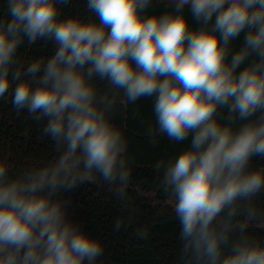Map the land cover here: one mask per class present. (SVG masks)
Masks as SVG:
<instances>
[{
  "label": "clouds",
  "instance_id": "obj_1",
  "mask_svg": "<svg viewBox=\"0 0 264 264\" xmlns=\"http://www.w3.org/2000/svg\"><path fill=\"white\" fill-rule=\"evenodd\" d=\"M168 2L171 11L148 14L152 0H87L98 19L85 20L61 16L69 0H7L0 98L12 88L13 107L45 121L58 155L16 177L0 161V264H96L102 256V243L56 198L97 177L125 196L127 142L110 118L118 92L98 94L96 79L127 103L153 98L158 134L191 137L177 158L154 166L174 201L179 264H264V242L247 233L249 223L264 222L256 204L264 168H250L264 157V0ZM25 39L55 51L24 66L17 52ZM123 224L117 219L115 230Z\"/></svg>",
  "mask_w": 264,
  "mask_h": 264
},
{
  "label": "trees",
  "instance_id": "obj_2",
  "mask_svg": "<svg viewBox=\"0 0 264 264\" xmlns=\"http://www.w3.org/2000/svg\"><path fill=\"white\" fill-rule=\"evenodd\" d=\"M86 5L87 0H69L66 6L58 7L62 17L98 19ZM171 10L170 3L152 0L147 13L162 14ZM184 13L192 28L199 27L189 6H185ZM6 16L7 0H0V18ZM244 35L242 32L231 42L233 52L243 46ZM54 51L52 42L38 40L29 45L25 39L18 49L17 60L27 66L33 59H47ZM94 83L98 94L118 92L110 118L127 142L124 155L130 178L125 196L123 199L116 196L111 186L97 177L71 191L58 193L56 198L67 202L68 219L102 243L103 254L96 264H179L180 225L174 212V201L163 186V168L157 171L154 166L158 161H163L166 166L169 160L177 158L189 146L191 137L177 143L156 132L153 98H141L130 104L123 92L111 89L107 81L96 79ZM12 92L10 88L0 98V161L7 163L9 175L16 177L28 169L49 164L58 153L51 138L42 132L45 121H35L26 111L17 112L12 105ZM150 127L154 133L151 138L148 135ZM250 168H264V157L254 156ZM256 204L264 209V193L256 198ZM117 219L124 221L119 230H115ZM238 219L243 220V217ZM145 231L146 236L140 235ZM247 233L264 242V222L249 223Z\"/></svg>",
  "mask_w": 264,
  "mask_h": 264
},
{
  "label": "rangeland",
  "instance_id": "obj_3",
  "mask_svg": "<svg viewBox=\"0 0 264 264\" xmlns=\"http://www.w3.org/2000/svg\"><path fill=\"white\" fill-rule=\"evenodd\" d=\"M161 3H169L168 0H159Z\"/></svg>",
  "mask_w": 264,
  "mask_h": 264
}]
</instances>
